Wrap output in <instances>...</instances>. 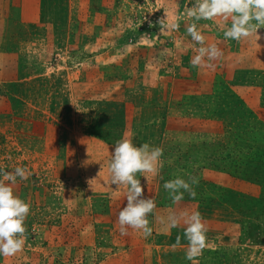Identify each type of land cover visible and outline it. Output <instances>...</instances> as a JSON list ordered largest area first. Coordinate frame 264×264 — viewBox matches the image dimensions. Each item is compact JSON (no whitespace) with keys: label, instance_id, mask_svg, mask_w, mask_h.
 <instances>
[{"label":"rangeland","instance_id":"374dc122","mask_svg":"<svg viewBox=\"0 0 264 264\" xmlns=\"http://www.w3.org/2000/svg\"><path fill=\"white\" fill-rule=\"evenodd\" d=\"M193 3L0 0V168L27 169L13 188L30 204L23 250L0 264H264V27L225 40L231 18L194 21ZM193 22L223 51L199 67ZM121 139L163 149L160 172L138 174L148 236L119 231ZM178 176L196 195L173 203ZM197 211L206 246L189 261L182 213Z\"/></svg>","mask_w":264,"mask_h":264},{"label":"clouds","instance_id":"9594fccd","mask_svg":"<svg viewBox=\"0 0 264 264\" xmlns=\"http://www.w3.org/2000/svg\"><path fill=\"white\" fill-rule=\"evenodd\" d=\"M187 16L194 21L214 20L223 17L231 18V26L223 33L225 40L240 41L255 36L260 39L258 29L264 27V0H194L192 7L187 11ZM167 19V16H166ZM166 19H161V28L178 30L179 24L172 22L166 24ZM187 33L192 40L202 45L191 64L199 67L204 63L205 57L213 61L223 55V51L216 45L204 47L205 36L198 30L193 22L187 27ZM208 66H211L210 64ZM163 149L148 143L136 145L131 139H121L113 146L110 162V183L117 188L126 186V206L119 212V231L127 235L128 228L142 230L145 236L151 235L149 215L156 208L154 199L144 196V188L139 177L147 179L145 173L158 174L163 167ZM27 169L16 167L13 172L0 168V256L10 257L23 250L25 245V220L30 212V204L14 192L13 185L17 178L28 179ZM192 184L198 180L192 179ZM163 187L168 191L173 203L183 199L184 193L191 196L196 193L191 184L182 177H176L164 182ZM185 228V237L189 242L186 259L194 260L206 246L207 228L202 222L201 214L197 212L182 213ZM179 224L176 216L170 217V226L175 228Z\"/></svg>","mask_w":264,"mask_h":264},{"label":"trees","instance_id":"16d2710c","mask_svg":"<svg viewBox=\"0 0 264 264\" xmlns=\"http://www.w3.org/2000/svg\"><path fill=\"white\" fill-rule=\"evenodd\" d=\"M100 124H101V122H100Z\"/></svg>","mask_w":264,"mask_h":264}]
</instances>
